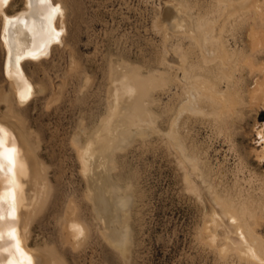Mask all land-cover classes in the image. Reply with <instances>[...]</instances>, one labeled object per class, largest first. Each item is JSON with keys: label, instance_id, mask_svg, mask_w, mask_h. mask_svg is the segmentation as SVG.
Returning <instances> with one entry per match:
<instances>
[{"label": "bare ground", "instance_id": "obj_1", "mask_svg": "<svg viewBox=\"0 0 264 264\" xmlns=\"http://www.w3.org/2000/svg\"><path fill=\"white\" fill-rule=\"evenodd\" d=\"M12 1L0 0V73L8 80L0 85V264H68L64 246L82 250L93 232L110 249L103 264H126L138 178L125 157L152 136L173 156L180 181L202 207L199 244L227 264H264V175L237 141L246 115L264 109V0H165L163 6L159 0L154 62L108 54L96 85L97 74L91 79L66 37L75 0H22V8L10 12ZM63 42L70 60L50 89L49 77H38L41 62L29 73L25 64ZM70 84L78 122L69 145L83 192L58 203L56 240L32 249L30 227L52 186L37 152L40 136L34 131V140L28 132L20 106L35 93L46 96L44 106L55 105ZM195 123L229 146L234 168L214 163L192 139ZM259 135L264 143V128Z\"/></svg>", "mask_w": 264, "mask_h": 264}, {"label": "rangeland", "instance_id": "obj_2", "mask_svg": "<svg viewBox=\"0 0 264 264\" xmlns=\"http://www.w3.org/2000/svg\"><path fill=\"white\" fill-rule=\"evenodd\" d=\"M151 1H74L77 12L71 9L68 11L69 35L66 37L81 65L89 70V75L92 74L90 77L94 72L97 74L93 76L95 85L102 81L101 69L108 54L112 53L116 59L118 54L127 53L131 59L134 58L133 62H154L161 43V36L154 28L160 1ZM164 1H161V5H164ZM22 3V0H13L10 12L21 9ZM52 48L47 57L29 60L25 64L29 73L33 64L41 62L38 77L44 75L45 81L46 76L49 77L50 89L60 83L61 75L70 60L65 42L57 43ZM137 57H140L139 61ZM0 78V85L6 86L8 80H3L2 72ZM44 97V94L35 93L26 104L20 106L26 108L28 132L34 140V131L40 136L37 152L39 159L47 166L52 186L50 201L39 210L30 227L28 246L32 249H43L48 242L56 240L58 229L54 215L58 203L66 194L79 197L84 187L75 154L69 145L78 122V113L71 105L72 86L68 85L62 100L60 97L50 107L44 106ZM4 111L5 106L0 104V113ZM263 125L264 109H259L257 114L246 115L237 135L240 151L248 158L252 168L262 175L264 160L260 159L259 152L264 143L259 131L264 128ZM194 126L196 129H192L195 130L192 131V139L203 145L211 160L229 170L234 168L236 158L229 151V146L219 139L215 140L207 125L195 123ZM160 144L161 141L152 136L145 146L133 144L125 157L127 165L137 173L138 178L131 221L134 242L126 264H227L219 260L208 247L199 244L201 242L196 233L203 213L202 207L187 192L180 181L181 176L176 170L173 156ZM67 246L64 249L68 264H103V259L111 255L108 245L98 240L94 232L82 250L81 247L72 250Z\"/></svg>", "mask_w": 264, "mask_h": 264}, {"label": "snow or ice", "instance_id": "obj_3", "mask_svg": "<svg viewBox=\"0 0 264 264\" xmlns=\"http://www.w3.org/2000/svg\"><path fill=\"white\" fill-rule=\"evenodd\" d=\"M18 21H16V22H12V21H10V23H17Z\"/></svg>", "mask_w": 264, "mask_h": 264}]
</instances>
